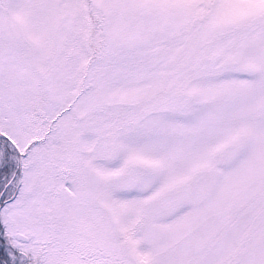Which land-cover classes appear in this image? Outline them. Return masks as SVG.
<instances>
[{"label": "snow or ice", "instance_id": "1", "mask_svg": "<svg viewBox=\"0 0 264 264\" xmlns=\"http://www.w3.org/2000/svg\"><path fill=\"white\" fill-rule=\"evenodd\" d=\"M0 264H264V0H0Z\"/></svg>", "mask_w": 264, "mask_h": 264}]
</instances>
